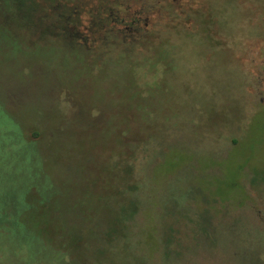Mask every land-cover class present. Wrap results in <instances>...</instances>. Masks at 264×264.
<instances>
[{
    "label": "rangeland",
    "instance_id": "obj_1",
    "mask_svg": "<svg viewBox=\"0 0 264 264\" xmlns=\"http://www.w3.org/2000/svg\"><path fill=\"white\" fill-rule=\"evenodd\" d=\"M67 3L65 42L0 7V264H264V0Z\"/></svg>",
    "mask_w": 264,
    "mask_h": 264
},
{
    "label": "trees",
    "instance_id": "obj_2",
    "mask_svg": "<svg viewBox=\"0 0 264 264\" xmlns=\"http://www.w3.org/2000/svg\"><path fill=\"white\" fill-rule=\"evenodd\" d=\"M0 7L7 9L8 11L5 10V12L8 14L13 13L9 18L4 19V22L10 23L16 20L20 27L30 31V37L33 36L32 39L36 42L42 43V41L50 39L65 42L69 39L74 40L78 36L77 31L74 30L78 29L75 25L79 24L81 20L78 6L70 7L67 0H0ZM22 137L25 140L23 133ZM27 143H32V141H27ZM119 145H121L120 142ZM120 150L124 152L125 147L123 146ZM126 170L129 174L132 173L130 166ZM136 189V186L132 189L127 185L119 188L116 197H118L117 202L121 203V207L118 210L116 208L115 214L112 215L113 219L109 225L114 226L108 233L109 236L121 229L123 232L129 229L126 222L134 219L140 212L142 202L136 195ZM5 223L1 222L0 224ZM25 223V220L22 219L20 222L12 224L27 232ZM34 237L36 236L34 235ZM84 256L88 257V255Z\"/></svg>",
    "mask_w": 264,
    "mask_h": 264
}]
</instances>
